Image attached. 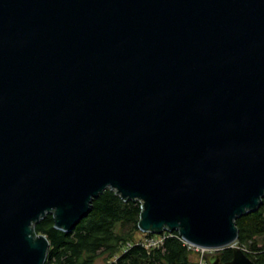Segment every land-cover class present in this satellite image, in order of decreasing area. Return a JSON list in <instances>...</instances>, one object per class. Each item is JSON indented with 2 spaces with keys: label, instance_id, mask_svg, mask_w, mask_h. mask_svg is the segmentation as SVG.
I'll return each mask as SVG.
<instances>
[{
  "label": "water",
  "instance_id": "1",
  "mask_svg": "<svg viewBox=\"0 0 264 264\" xmlns=\"http://www.w3.org/2000/svg\"><path fill=\"white\" fill-rule=\"evenodd\" d=\"M106 190L143 233L255 264L264 0H0V264H46L36 225L72 232Z\"/></svg>",
  "mask_w": 264,
  "mask_h": 264
},
{
  "label": "trees",
  "instance_id": "2",
  "mask_svg": "<svg viewBox=\"0 0 264 264\" xmlns=\"http://www.w3.org/2000/svg\"><path fill=\"white\" fill-rule=\"evenodd\" d=\"M141 211L139 202L123 201L114 191L106 190L94 199L88 216L72 232L58 230L53 215H47L35 227L50 243L46 264H96L101 256L108 258L107 264H197L193 260L197 254L188 249L178 232L168 234L160 246L146 248L138 244ZM236 223L239 235L235 246L255 264H263L264 199L257 211ZM150 236L145 234L147 239H152ZM232 258L233 248L206 256L208 264H215L217 259L224 264Z\"/></svg>",
  "mask_w": 264,
  "mask_h": 264
},
{
  "label": "built area",
  "instance_id": "3",
  "mask_svg": "<svg viewBox=\"0 0 264 264\" xmlns=\"http://www.w3.org/2000/svg\"><path fill=\"white\" fill-rule=\"evenodd\" d=\"M168 234H170V232L166 231V234H164L163 236L160 235L157 238L145 239L143 241H140V243H138V244L142 245L143 247H146V244L148 242H156L157 244H159L158 246H160V245H163L165 239L169 236ZM182 240L184 241L185 245L188 247L189 250H192L197 254V264H208L206 256L214 250L200 248V247H197V246H194V245L187 243L183 238H182ZM146 248H148V247H146Z\"/></svg>",
  "mask_w": 264,
  "mask_h": 264
},
{
  "label": "rangeland",
  "instance_id": "4",
  "mask_svg": "<svg viewBox=\"0 0 264 264\" xmlns=\"http://www.w3.org/2000/svg\"><path fill=\"white\" fill-rule=\"evenodd\" d=\"M145 234H151V233H143L142 234H139L136 238V242L140 243V240L143 241L145 239H147L145 237ZM148 237V236H147ZM151 238H157L159 237L158 235H155V234H151L150 236ZM260 241V240H259ZM261 242V241H260ZM188 243V242H187ZM259 246H261V243L259 244ZM130 247V246H129ZM196 255L193 256V260L195 261L196 260ZM108 263V258L106 256H101L97 261H96V264H107Z\"/></svg>",
  "mask_w": 264,
  "mask_h": 264
},
{
  "label": "bare ground",
  "instance_id": "5",
  "mask_svg": "<svg viewBox=\"0 0 264 264\" xmlns=\"http://www.w3.org/2000/svg\"><path fill=\"white\" fill-rule=\"evenodd\" d=\"M133 202V201H132ZM136 202H138V201H136ZM159 244H157L156 242H148L147 244H146V247H148V248H151V247H156V246H158ZM201 248V247H200ZM213 250V249H212ZM217 249H214V251H216ZM244 252V251H243Z\"/></svg>",
  "mask_w": 264,
  "mask_h": 264
}]
</instances>
